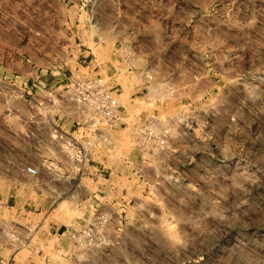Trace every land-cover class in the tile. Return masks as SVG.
Masks as SVG:
<instances>
[{"label":"rangeland","instance_id":"1","mask_svg":"<svg viewBox=\"0 0 264 264\" xmlns=\"http://www.w3.org/2000/svg\"><path fill=\"white\" fill-rule=\"evenodd\" d=\"M2 229L0 264H264V0H0Z\"/></svg>","mask_w":264,"mask_h":264},{"label":"built area","instance_id":"2","mask_svg":"<svg viewBox=\"0 0 264 264\" xmlns=\"http://www.w3.org/2000/svg\"><path fill=\"white\" fill-rule=\"evenodd\" d=\"M70 85L75 111L83 123L93 125L99 117L108 123H113L118 119L119 101L116 90L106 87L89 77H72L70 78ZM143 135L148 145L153 143L163 144L165 142V139L154 129H147ZM71 143L72 141H68L67 146H70V150L80 156V160H82V157H85V152L82 154L81 148ZM26 170L31 175H38L39 173L34 165H28Z\"/></svg>","mask_w":264,"mask_h":264},{"label":"crops","instance_id":"3","mask_svg":"<svg viewBox=\"0 0 264 264\" xmlns=\"http://www.w3.org/2000/svg\"><path fill=\"white\" fill-rule=\"evenodd\" d=\"M68 79V78H67ZM9 237L7 233L4 231V229L0 230V249H4L5 247H8L10 243L9 242ZM5 254V252L0 251V257ZM19 264V263H17Z\"/></svg>","mask_w":264,"mask_h":264}]
</instances>
